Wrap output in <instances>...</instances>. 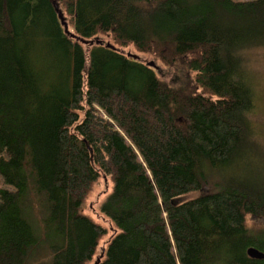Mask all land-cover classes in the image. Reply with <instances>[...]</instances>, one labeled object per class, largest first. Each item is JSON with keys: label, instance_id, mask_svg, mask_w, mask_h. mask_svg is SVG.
<instances>
[{"label": "trees", "instance_id": "1", "mask_svg": "<svg viewBox=\"0 0 264 264\" xmlns=\"http://www.w3.org/2000/svg\"><path fill=\"white\" fill-rule=\"evenodd\" d=\"M54 1L71 32L51 0H0V264L88 263L106 229L81 206L102 174L114 231L96 264H264L246 254L264 253L245 224L264 219V151L242 57L264 48V0ZM105 33L193 75L172 87L80 41Z\"/></svg>", "mask_w": 264, "mask_h": 264}, {"label": "rangeland", "instance_id": "2", "mask_svg": "<svg viewBox=\"0 0 264 264\" xmlns=\"http://www.w3.org/2000/svg\"><path fill=\"white\" fill-rule=\"evenodd\" d=\"M62 16L66 23L65 29L71 32V23L66 13ZM63 27V26H62ZM106 45L111 48L117 49L119 52L126 54L127 52L137 56V59L146 63L151 62V69L155 76L166 84L172 87H178L185 82L187 77H192L193 73L187 71L186 67L181 62H175L172 65H164L156 57L140 52L135 49L131 44L125 46H119L116 44L109 33L96 34L91 38L84 40L82 45ZM243 66L247 74L248 79L253 92V112L252 121L255 131V136L258 145L261 146L259 152L264 151V48H250L242 51ZM250 169L253 173L264 177V159L259 158L257 161L252 162ZM111 186V182L108 176L100 175L99 178L92 185L88 195L84 199L81 206V212L90 217L96 223L102 225L106 229V234L100 239L96 251L92 259L86 264H93L96 259H99L102 253V247L104 246L107 238L112 235L114 229L109 225V222L99 212V204L103 197L107 194ZM0 187H4L0 182ZM212 189V185H205L200 190L191 192L184 195L176 201H182L190 197H194L199 193H204ZM245 224L250 229H257L264 227V219L255 217L250 214L245 215Z\"/></svg>", "mask_w": 264, "mask_h": 264}, {"label": "water", "instance_id": "3", "mask_svg": "<svg viewBox=\"0 0 264 264\" xmlns=\"http://www.w3.org/2000/svg\"><path fill=\"white\" fill-rule=\"evenodd\" d=\"M51 3H52V6H53L54 10L56 11V14H57V17L59 19L60 24L63 26V30L65 32H67V30L65 29L66 23H65L64 18L62 16V12L58 8L57 3L54 0H51ZM80 41L83 42L84 40L81 39ZM105 46L106 47H110L108 44H106ZM125 55L127 57L132 58V59H137V56L136 55L131 54L129 52H127ZM145 64L148 65V66H150L151 65V62H146ZM246 254H247L248 257L253 258V259H262V258H264V253L258 251L257 249H255L253 247H248L246 249ZM97 261H98V259H96V261L94 262V264H96Z\"/></svg>", "mask_w": 264, "mask_h": 264}]
</instances>
